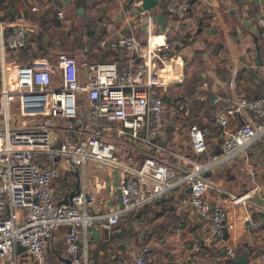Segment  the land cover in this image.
<instances>
[{
	"label": "crops",
	"instance_id": "obj_1",
	"mask_svg": "<svg viewBox=\"0 0 264 264\" xmlns=\"http://www.w3.org/2000/svg\"><path fill=\"white\" fill-rule=\"evenodd\" d=\"M130 1L3 0L0 21L22 24L27 31L25 44L17 49L8 50L0 44V78L2 71L8 75L16 64L52 59L59 51L76 58L81 81L87 62L110 60L119 70L126 68L128 58L114 46L120 37L133 34L140 43L147 42L146 28L135 6L140 0ZM171 1L157 0L152 13L165 16L162 24L154 18L151 37L153 44L163 42V37L183 42L167 61L161 64L158 61L160 68L156 73L155 90L161 96L164 109L167 104H174L170 116L164 110L165 120L157 133V140L174 152L159 153L172 165L166 179L171 186L137 208L121 213L117 223L107 225L106 215L121 208L117 195L121 167L111 162L87 161L83 168L61 166L51 184L53 199L57 204L67 192L82 187L94 192L96 201L88 210L98 217L85 235L81 226L76 227L80 232L77 253L86 258L87 264H132L144 245L149 249V264H227L230 248L235 254L247 255L248 264H264V134L244 153L228 161L214 162L202 173L211 182L205 193L210 207L220 204L226 208V241H217L209 235L210 220L186 205L190 186L178 182L186 170L192 169V163L182 157L205 162L212 161L221 152L217 111L236 94L264 96V27L260 24L264 20V2L187 0L186 12L179 16L169 9ZM58 10L63 11L61 19L57 17ZM76 44L80 45L81 53L80 48L70 49ZM257 48L261 65L255 59ZM175 98H180L186 106L181 110L183 117L171 120L169 117L180 111ZM80 112L87 126L95 127L86 116L84 105ZM244 120L255 122L263 118L245 111L241 117L230 119L227 127L234 129ZM97 124L119 126L118 122L105 119L98 120ZM191 125L206 131L204 153L194 155L191 151ZM145 154L140 147L123 152V147L117 145L114 160L135 168ZM149 186L150 183L143 185V195L149 194ZM229 192H247L250 197L244 203H231ZM15 211L20 213L19 209ZM252 220L259 223L258 228L251 226ZM69 229L68 224H61L52 231L45 246V264H66L64 258H69V254L65 236ZM33 260L25 248L17 247V264H32Z\"/></svg>",
	"mask_w": 264,
	"mask_h": 264
},
{
	"label": "built area",
	"instance_id": "obj_2",
	"mask_svg": "<svg viewBox=\"0 0 264 264\" xmlns=\"http://www.w3.org/2000/svg\"><path fill=\"white\" fill-rule=\"evenodd\" d=\"M206 1V0H205ZM263 1L264 0H258ZM187 0H172L169 9L182 16ZM136 12L144 23L147 42L142 44L135 35H126L114 45L128 58L126 68L119 70L114 61L87 62L81 81L76 58L59 51L52 59H33L16 64L10 73L0 78V264H17L16 249L23 245L37 264H45V246L52 231L68 224L65 248L70 264H87L78 256V238L82 227L87 228L98 217L89 212L95 194L84 187L75 191L66 204L57 205L51 184L61 166L83 168L87 161L114 163L121 167L119 189L120 209L108 213L107 225L118 222L119 215L131 211L148 199L154 198L171 186L166 179L172 172L171 163L159 155L174 152L157 140V133L165 120L164 104L155 90L158 61L164 63L183 46L178 39L152 43L155 24L152 10L136 3ZM63 17V11H57ZM97 24H99L97 22ZM264 27V20L260 21ZM26 28L18 23L0 21V44L8 50L23 46ZM158 58V60L156 59ZM264 72V67H262ZM161 78L160 76H158ZM178 110L186 103L174 100ZM86 107V116L95 123L89 128L80 109ZM251 111L261 121H243L234 129L227 127L232 118ZM221 126V152L212 161H195L178 182L190 186L186 205L201 217L210 220L209 235L217 241H226V208L212 207L205 193L211 184L202 176L214 162L228 161L264 134V96L235 95L232 101L216 113ZM118 122L119 126L98 125V120ZM206 131L197 125L189 127L191 151L194 155L207 150ZM125 149L140 147L145 157L131 168L114 160L116 146ZM150 183L149 194L142 188ZM250 194L228 193L231 203H244ZM16 209L20 213H16ZM99 209V207H97ZM96 212V211H95ZM254 228L257 221H250ZM148 246H142L132 264H149ZM227 254L235 255L233 249ZM106 264H115L112 262Z\"/></svg>",
	"mask_w": 264,
	"mask_h": 264
},
{
	"label": "water",
	"instance_id": "obj_3",
	"mask_svg": "<svg viewBox=\"0 0 264 264\" xmlns=\"http://www.w3.org/2000/svg\"><path fill=\"white\" fill-rule=\"evenodd\" d=\"M157 4V0H140V6L144 9H149V10H155V6ZM79 11H81V9L79 8ZM154 18L156 19L157 22L159 23H163V18L165 16L164 13H160V14H153ZM255 59L258 65H261V58H260V53H259V49L257 48L256 51V55H255ZM264 176V174H263ZM188 190H190V187H188ZM75 193V190L69 191L66 193V195L64 196V198L59 201L57 204L60 205L62 203L66 204L69 202V199L72 197V195ZM118 203H119V207H122L123 203L120 199V191L118 190ZM19 249L20 248H25L23 245H18L17 246ZM64 261L66 262V264H70V258H64ZM32 264H37L36 260H33ZM227 264H248V257L247 255H245L244 253H240V254H235L232 257H229L227 260Z\"/></svg>",
	"mask_w": 264,
	"mask_h": 264
},
{
	"label": "trees",
	"instance_id": "obj_4",
	"mask_svg": "<svg viewBox=\"0 0 264 264\" xmlns=\"http://www.w3.org/2000/svg\"><path fill=\"white\" fill-rule=\"evenodd\" d=\"M3 0H0V3L2 2ZM132 1V0H131ZM130 1V2H131ZM9 12V11H8ZM10 17H13L12 16V14H10L9 15ZM80 45H71L70 46V49H72V50H74V49H76V48H80V53H81V47H79ZM166 74L167 73H165V76H166ZM174 106V104L173 103H169V104H167V108L165 109L166 110V113H167V115L168 116H170V114H171V107H173ZM174 117H177V118H179V117H183V111H178V114H176V116H172V117H169L171 120H173V118ZM206 139V138H205Z\"/></svg>",
	"mask_w": 264,
	"mask_h": 264
},
{
	"label": "rangeland",
	"instance_id": "obj_5",
	"mask_svg": "<svg viewBox=\"0 0 264 264\" xmlns=\"http://www.w3.org/2000/svg\"><path fill=\"white\" fill-rule=\"evenodd\" d=\"M184 81H185V83L188 82L186 79H185ZM180 85H181L180 83L176 85V87H177L176 89H177V90H178V88H179ZM227 105H228V104H227ZM227 105H226V106H227ZM86 171L88 172V174H89V172L91 171V170H90V166H89V164H87V169H86ZM72 175H73V173H72ZM75 175L77 176L78 173L76 172Z\"/></svg>",
	"mask_w": 264,
	"mask_h": 264
}]
</instances>
